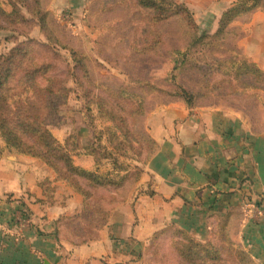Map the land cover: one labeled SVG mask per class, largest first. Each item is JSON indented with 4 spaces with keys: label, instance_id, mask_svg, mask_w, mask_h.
Returning a JSON list of instances; mask_svg holds the SVG:
<instances>
[{
    "label": "crops",
    "instance_id": "obj_1",
    "mask_svg": "<svg viewBox=\"0 0 264 264\" xmlns=\"http://www.w3.org/2000/svg\"><path fill=\"white\" fill-rule=\"evenodd\" d=\"M236 1L197 4L211 13L214 32L222 12ZM75 6L71 3L77 13ZM228 32L227 44L264 74V11L234 22ZM262 79L255 88L217 94L191 108L150 98L139 125L156 148L139 179L97 190L107 218L90 232L79 220L83 196L57 180L47 164L7 149L0 139V264H169L173 252H154L153 245L171 242L173 230L201 243L227 227L229 239L243 249L264 245V216L247 211L253 208L249 202L264 208ZM67 107L72 124L52 134L63 144L74 132V164L95 171L94 159L84 153L95 142L93 127L79 100ZM110 171L109 163L100 169ZM22 210L29 223L20 228Z\"/></svg>",
    "mask_w": 264,
    "mask_h": 264
},
{
    "label": "trees",
    "instance_id": "obj_2",
    "mask_svg": "<svg viewBox=\"0 0 264 264\" xmlns=\"http://www.w3.org/2000/svg\"><path fill=\"white\" fill-rule=\"evenodd\" d=\"M108 1L129 19L136 20L130 42L131 57L158 54L165 36L162 26L175 21L177 34L186 39V46L173 51L172 72L193 71L200 88L192 92L174 75L164 81L165 86L154 79L133 76L114 87L97 81L93 77L92 66L96 60L92 52L77 50L62 40L43 0H0V32L25 37L22 41L12 37L15 44L0 54V138L7 149L47 164L57 180L67 182L83 196L79 220L88 232L105 223L107 218V212L99 204L103 198L97 196V190L122 187L128 179L117 180L110 174L76 166L73 161L77 152L75 133L71 132L63 144L52 134L53 128L72 124V120L65 121L60 114L72 93L69 78L81 93L85 115L96 108L99 119L100 129L89 122L95 142L84 153L94 159L95 169L108 159L118 170H126V161L140 162L143 153L152 150L151 139L139 126L146 111L147 96L159 93L191 108L216 94L255 88L264 75L236 46H227L229 27L254 12L264 11V0H237L222 12L213 33L200 29L181 0ZM33 28L40 29L46 42L26 38ZM59 49L68 51L71 58L65 76L58 74L59 64L65 62ZM224 243V246H214L212 242H193L182 235L181 242L177 243L180 264H225L222 258L227 255L233 258L235 255L244 264H253L252 258L234 249L226 237Z\"/></svg>",
    "mask_w": 264,
    "mask_h": 264
},
{
    "label": "rangeland",
    "instance_id": "obj_3",
    "mask_svg": "<svg viewBox=\"0 0 264 264\" xmlns=\"http://www.w3.org/2000/svg\"><path fill=\"white\" fill-rule=\"evenodd\" d=\"M43 2L49 9L55 23L54 28L57 30L62 40L77 50H83L89 53L92 52L93 58L96 60V64L92 66L93 77L97 81L107 82L114 87L126 82L128 80L127 77L133 76L154 79L157 83L165 86L164 81L169 80L171 76L174 75L178 82L184 84L187 89L192 92H195L200 88V85H198V79L194 76L193 71L179 69L172 72L174 67L173 51L183 49L186 46V39L177 34L176 30L178 25L175 21H170L162 26V31L165 36L163 46L158 54L147 57H131L130 42L134 37L133 27H136L137 25L136 20L132 17L129 19V17L124 15L123 11L118 8V6L112 5L111 1L43 0ZM103 2H105V7ZM181 2L186 4L195 23L199 25L201 30H208L213 33L210 29L213 17L211 13L204 11L203 4H197V0H181ZM71 3H74V5L79 4V6H75V9L79 8L77 13L74 12L71 7ZM5 8L9 10V7L6 6ZM123 9L126 11L124 7ZM12 37L21 41L25 40V37L23 36L11 35V33L1 31L0 54L6 53L15 44V42L11 40ZM26 38L34 39L39 42H46V39L39 28H33ZM227 46L231 45L227 44ZM58 51L62 59L65 61L59 64L58 74L60 76H65L67 73V64L71 65L70 54L63 49H59ZM68 86L72 90L70 95L71 99H69V101H83L79 96L80 91L77 85L71 78H69ZM150 98L151 100H154V102L155 100L159 102L161 100L172 101V99L168 97L155 93L152 96H147L146 103ZM81 104L84 107L82 102ZM237 104L242 105L243 102L240 101ZM67 106L68 104L62 107L60 114L65 121H71V117L67 116L69 111ZM92 111L90 115H85L82 108L86 122L95 123V126L100 129L96 108H93ZM144 116L145 113L143 117ZM143 117L142 119H144ZM143 134H145L144 131ZM145 135L151 139L152 150L148 154L144 152L140 158V162L129 161V159L126 161L128 168L126 170H118L115 165H113L112 161L107 159L103 160L95 170L100 174H110L111 176L116 177L117 180L125 177V180H128L123 186L139 179L141 175V166L156 148L155 141L148 134ZM74 137L76 139L77 147V135L75 134ZM103 143H105L104 139ZM105 163H109L111 171L101 173L100 169ZM226 228H221L214 236L212 241L214 246H224V239L226 237L228 242L234 246V249H239L244 251L243 253L249 255L252 258L253 264H264V258L262 255L264 248L261 247L259 242L251 244V250H247V248L243 249L240 246H237L235 244L236 242L234 243L229 239V234ZM170 234L172 236L171 242L165 240L155 241L153 250L154 252H173L172 256L168 255L166 261L168 260L169 264H175L174 261H176V264H180V258L177 254V243L181 242L182 235L188 237V239L193 242H197V239L187 233L177 230L171 231ZM222 261H225V264H244L243 262H239L235 255L234 258L227 255V257L222 258Z\"/></svg>",
    "mask_w": 264,
    "mask_h": 264
},
{
    "label": "built area",
    "instance_id": "obj_4",
    "mask_svg": "<svg viewBox=\"0 0 264 264\" xmlns=\"http://www.w3.org/2000/svg\"><path fill=\"white\" fill-rule=\"evenodd\" d=\"M249 202V201H248ZM248 206L253 207V208H249L247 209L248 212H253L254 215L256 216H264V208H259V206H255L254 204H251V202L248 203ZM26 212L24 211L21 215V218L19 220V227L23 228L25 227L28 223H29V217L28 216H24Z\"/></svg>",
    "mask_w": 264,
    "mask_h": 264
},
{
    "label": "water",
    "instance_id": "obj_5",
    "mask_svg": "<svg viewBox=\"0 0 264 264\" xmlns=\"http://www.w3.org/2000/svg\"><path fill=\"white\" fill-rule=\"evenodd\" d=\"M261 247L264 248V246H261ZM262 255H263V258H264V249H263V254Z\"/></svg>",
    "mask_w": 264,
    "mask_h": 264
}]
</instances>
